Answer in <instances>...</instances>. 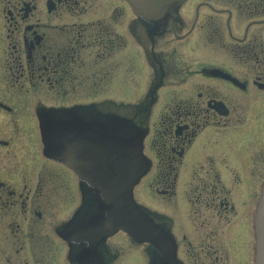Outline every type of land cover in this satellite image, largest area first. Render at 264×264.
I'll return each instance as SVG.
<instances>
[{"label": "flooded vegetation", "instance_id": "flooded-vegetation-1", "mask_svg": "<svg viewBox=\"0 0 264 264\" xmlns=\"http://www.w3.org/2000/svg\"><path fill=\"white\" fill-rule=\"evenodd\" d=\"M221 2L161 22L128 0H1L0 264H113L125 240L148 264H170L102 232L96 182L136 130L151 190L168 203L150 214L178 264H244L226 234L237 209L225 181L240 173L230 161L262 172L264 0Z\"/></svg>", "mask_w": 264, "mask_h": 264}, {"label": "water", "instance_id": "water-1", "mask_svg": "<svg viewBox=\"0 0 264 264\" xmlns=\"http://www.w3.org/2000/svg\"><path fill=\"white\" fill-rule=\"evenodd\" d=\"M134 8L151 20H165L168 11L184 0H128ZM140 139V130H136ZM138 138H120L117 171L111 169L108 156L97 184L102 190L108 211L102 225L103 235L126 231L138 243L150 242L170 264H178L177 247L173 236L141 205L134 195L135 186L149 170V162ZM257 263L264 264V186L256 214Z\"/></svg>", "mask_w": 264, "mask_h": 264}, {"label": "rangeland", "instance_id": "rangeland-1", "mask_svg": "<svg viewBox=\"0 0 264 264\" xmlns=\"http://www.w3.org/2000/svg\"><path fill=\"white\" fill-rule=\"evenodd\" d=\"M205 0H187L182 6L181 9L184 10H192L194 11L197 4L200 2H204ZM212 2H216L218 8H222V2L221 0H211ZM1 3V0H0ZM1 5V4H0ZM1 9V8H0ZM204 11L208 12L209 8L204 6ZM1 17V13H0ZM206 17H202L199 25L202 23L206 24ZM1 26V21H0ZM216 31V30H214ZM216 33V32H214ZM206 40V39H205ZM211 46V45H210ZM183 56H187V54L182 50ZM210 54L209 52H203V54ZM139 83L134 85V92L137 93L138 86H142V83ZM264 95V93H263ZM137 99V96H136ZM252 115H249L248 122L250 124H253ZM256 130H250V131H244L243 134L247 135L250 132H255ZM264 138V132H260L259 130L255 133H258ZM263 157L260 159L261 164V175L252 177L250 174L246 172L247 166L245 163H239L237 161H230V165L232 168L239 169L240 173L235 174V176L226 177V181L228 186L231 188V199L236 201V209L237 213L236 215L231 219L228 227H227V237H229V240H231L232 244V255L233 257H238L237 253H239V257L241 258L242 262L244 264H249L250 258L252 259V244H253V236L251 231V226L249 223L250 219V212L252 215V212L254 211V215L256 212V208H254V205L258 204L259 196L261 195L262 185L264 183V148H263ZM155 166V165H154ZM154 175V171L149 173V175L145 176L143 180L140 182V184L135 189V195L139 202L143 203L147 209H150L151 212H156L155 210H167L168 203L166 200H163L162 196L159 194H154L151 190V180ZM197 179V178H196ZM192 178L190 182L187 185V188L189 189L192 185ZM197 185V183H196ZM252 191V192H251ZM255 191V192H254ZM254 199V203H253ZM183 198H181V192L179 197L176 199V203L178 206H183L182 203ZM253 205V206H252ZM252 206V207H251ZM257 207V206H256ZM182 209V207H180ZM179 208V209H180ZM254 208V209H253ZM233 215V212L231 213ZM173 219V217H171ZM117 239H121V237H127L125 234H119L117 236ZM114 241V240H113ZM114 245H119V242H114ZM125 247V251L123 252L122 256L119 257V259H115L113 264H148V256L143 249L142 246H135L127 240H125L124 243H122ZM132 245V246H131Z\"/></svg>", "mask_w": 264, "mask_h": 264}]
</instances>
